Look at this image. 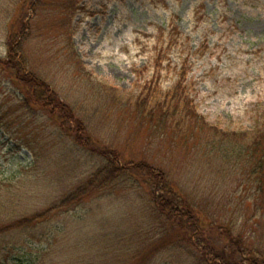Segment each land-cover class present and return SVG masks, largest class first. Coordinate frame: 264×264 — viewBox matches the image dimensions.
Masks as SVG:
<instances>
[{
  "label": "rangeland",
  "instance_id": "rangeland-1",
  "mask_svg": "<svg viewBox=\"0 0 264 264\" xmlns=\"http://www.w3.org/2000/svg\"><path fill=\"white\" fill-rule=\"evenodd\" d=\"M22 69L58 91L72 125L84 121L81 138L91 140L78 142L27 98L15 74ZM148 86L158 96L185 90L188 106L172 131L150 126L130 104ZM263 114L264 0H0V264H20L45 247L40 264H103L97 234L120 225L138 233L148 210L138 180L22 223L90 179L107 156L92 147L106 146L120 152L122 166L148 160L164 168L193 196L204 245L221 222L243 247L264 251V193L234 158L225 162L209 148L210 137L243 141ZM195 257L180 248L152 264H197Z\"/></svg>",
  "mask_w": 264,
  "mask_h": 264
},
{
  "label": "trees",
  "instance_id": "trees-1",
  "mask_svg": "<svg viewBox=\"0 0 264 264\" xmlns=\"http://www.w3.org/2000/svg\"><path fill=\"white\" fill-rule=\"evenodd\" d=\"M17 38L18 35H11L12 41ZM20 46L18 43L17 48L20 49ZM9 53L11 54L12 51ZM9 60L5 64H10ZM21 71V76L19 72L15 74L17 80L21 77L25 91L23 88L22 90L27 98L30 96L41 109L48 111L62 130L73 135L78 142H87L86 140L90 139L91 135L85 134L81 138L82 133L87 131L86 125L83 124L84 121L80 120L79 127L75 129L71 123L72 120H77L73 109H70V105L59 95L58 91L37 73L23 69ZM156 90L157 87L155 90L149 86L146 87L145 93L147 94L143 96V92L135 102H130V104L133 108H137L139 113L141 112L142 119L147 120L145 122L150 126H159V129L164 126L167 133L172 131L173 124H178L176 117H181V114L185 113L186 106H188L185 100L189 99L185 90L180 91V88L177 90L176 87L172 88L166 94L160 92L162 97L158 96ZM149 97H152L151 103L144 101L149 100ZM243 136L245 137L243 141L232 137L224 138V136L218 139L210 137V152L225 162L234 158V164H237L240 169H245L252 177L249 179L257 185V190L264 193V114L259 118L255 129L252 132H244ZM86 145L90 147L89 143ZM106 147L102 150L101 147L100 149L92 147L93 150L107 156H101L106 159V162H103L104 164L90 179L59 202L49 206L42 214L35 213L22 223L35 225L37 222H42L43 217H49L56 209L79 202L87 196V193L108 189L119 180L132 181V183H138L136 181L138 180L147 187L148 196L145 198L148 205L145 204V207L148 210L142 218L135 221L138 233L127 235L128 231L120 228V225L119 228L110 232L104 228L100 234H97L102 239L101 256L105 260L103 264H152L162 252L173 253L180 248L186 249L191 256L196 255L194 259L197 264H264V251L243 247L244 238L225 224H220L221 222L216 224L218 226L214 231L218 232L219 236L211 240L208 246L201 243L200 239L203 237L200 234L204 228L203 221L198 214L193 196L191 198L185 191L182 192L180 187L175 186L164 168H158L148 160L130 162L122 166L117 163V159L121 157L120 152L115 148ZM79 220L83 222V218ZM139 222L140 227L138 228ZM9 224L12 226L14 223L9 222L6 226ZM61 231L63 232L64 228L56 229V234ZM219 250H223V254L222 252L220 254ZM45 251H48L46 247L29 260L21 259L20 264H40V261L46 257ZM227 251H229L228 254Z\"/></svg>",
  "mask_w": 264,
  "mask_h": 264
}]
</instances>
